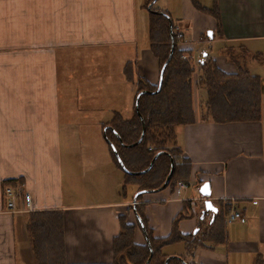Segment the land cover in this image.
Masks as SVG:
<instances>
[{"label": "crops", "instance_id": "1", "mask_svg": "<svg viewBox=\"0 0 264 264\" xmlns=\"http://www.w3.org/2000/svg\"><path fill=\"white\" fill-rule=\"evenodd\" d=\"M145 1L0 0V264H37L27 232L34 211L62 213L68 264H111L113 239L121 231L119 215L136 222L134 210L128 209L137 203L136 188L122 194L124 172L113 158L103 126L116 112L125 118L134 114L137 84L126 77L128 62L133 64L135 80L150 85L159 82L160 62L140 21L139 8ZM214 2L219 22L193 4L213 28L209 44H221L215 48L205 44L202 55L206 50L222 70L234 74L237 66L226 57L230 51L248 52L245 61L241 58L243 65L248 57L264 53V0H211L203 6ZM174 24L182 26L180 21ZM91 50L121 55L123 63L117 91L124 94L126 107H110L107 111L112 116L93 125L95 144L83 154L85 167L102 169L110 179L112 185L102 192L111 197L103 201L89 199L82 186V175L91 171L82 169L73 141L83 125L69 119L77 112L70 107L73 72L83 70L81 56ZM254 60L264 65V59ZM246 68L263 83L261 119L227 123L206 119L207 91L196 81L197 70L193 77L195 121L179 127L176 134L178 146L191 160L189 186L182 193L177 186L149 191L138 201L156 238L169 236L176 220L182 234L202 237L216 214L204 210L200 186L205 182L218 209L220 203H230L241 211L242 217L234 222L225 217V242L205 240L192 253L184 242L163 248L165 254L184 256L191 264H256L259 255L264 259V74ZM9 179L18 181L13 187L15 211L7 210L2 189V182ZM74 198L85 201L73 202ZM134 239L146 243L141 226L136 225Z\"/></svg>", "mask_w": 264, "mask_h": 264}, {"label": "trees", "instance_id": "2", "mask_svg": "<svg viewBox=\"0 0 264 264\" xmlns=\"http://www.w3.org/2000/svg\"><path fill=\"white\" fill-rule=\"evenodd\" d=\"M153 0H146L145 6L150 12L149 42L150 49L159 59L160 71L167 61L171 48L169 12L149 8ZM194 6L220 21L219 9L216 2L211 7L201 5L197 0H192ZM173 31L175 24L173 20ZM231 50V49H229ZM231 59L237 66L234 74L222 70L215 59L208 54L202 55L199 67L201 76L200 86L207 91V100L204 103L205 118H211L216 123L259 121L262 117V90L263 83L259 76L252 75L241 62L245 61L248 52L241 53L242 61L231 53ZM254 59H264V53H256ZM133 64L128 62L125 74L129 81L137 84L136 99L138 110L132 117L125 118L116 112L112 120L104 124L106 139L112 151L117 166L124 172L122 194L126 195L127 187L136 188L135 193L141 190L160 189L171 169V158L175 167L167 187L174 190L179 181L188 182L191 176V160L184 156V152L177 144V129L194 123L195 111L193 106V77L197 71L191 47H181L174 35V51L167 63L161 88L156 93H142L144 90L156 91L157 85H150L143 79L135 80L132 75ZM145 123V134H142V119ZM112 127V129L110 128ZM112 145L126 169L140 172L148 168L154 156L162 152L155 160L152 168L141 174H130L123 170L113 152ZM19 181H21L19 179ZM7 186L17 187L15 179L2 182L3 192ZM143 194H139L136 204L128 209L134 210L136 222H130L126 215L120 214V234L113 239L114 261L111 264H145L150 257V249L146 240L145 244L135 242L136 225L140 227L137 214L142 218L153 255L148 264H165L169 255L163 252L166 245L184 242L188 252L192 253L203 241L225 242V217L232 208L231 204L220 203L218 212L214 215L212 223L204 230L202 237L184 235L178 230L175 221L172 233L164 238H156L149 227L145 217L143 204H139ZM27 232L37 264H68L65 259L64 222L63 215L57 210L34 211L30 213ZM191 264L184 256H172L168 264ZM256 264H264L262 256H258Z\"/></svg>", "mask_w": 264, "mask_h": 264}, {"label": "rangeland", "instance_id": "3", "mask_svg": "<svg viewBox=\"0 0 264 264\" xmlns=\"http://www.w3.org/2000/svg\"><path fill=\"white\" fill-rule=\"evenodd\" d=\"M197 1L201 5H209L211 0ZM145 3L143 7L139 8V10L141 18L140 21L143 25L144 37L145 39H147V35L149 32L150 12L146 8ZM152 7L159 10H168L176 24L179 21L182 23V26H175V32L182 33L181 37H177L179 45L181 47H194L195 51L197 52V56L194 57V59L198 68V75L196 77V81L199 83V78L201 76V71L199 70V62L202 57L201 47L203 48L205 44H209L211 42L207 34L209 31H213V28L210 27L208 21L205 20L204 14L199 13V10H197L193 6L190 0H157ZM175 32L174 35L176 34ZM211 45L215 48L221 44L219 42H213L211 43ZM211 45L209 44V46ZM89 52L91 54H89ZM89 52L88 54L81 56L83 58V70H74L73 72L74 81L72 93L74 94V102L70 105V107L73 106V109L78 113L74 112V114H71L69 118L72 122L77 124L81 123L80 125H83L82 127L79 125L80 127L77 129L78 134H74L75 136L73 141L74 149L78 150V153L75 155H80L82 157V164L86 163L84 161L85 157L83 158V154H86L87 149L91 144H95L96 134L94 131L96 130H94L93 125L97 123L98 120H106L112 116V114L107 111L110 107L114 105H118L120 109H124V107H126L125 100L122 97V95L124 94L121 92L120 95V93H118L119 91H117L120 86V84L118 83V79L121 77V69L123 65L122 56L118 54H104L103 50H101V54L99 50H91ZM240 52L241 51H238L237 49L231 51L233 55H235L241 60L242 52ZM84 57L86 59H84ZM226 57L230 59L231 54L228 53ZM77 60L78 62H81V59L78 58ZM87 62L90 64L89 68L86 67L85 63ZM245 65L251 69L252 73L256 72V74H264V65H260L251 56L248 57ZM257 68L259 69L256 70ZM78 76L87 77V80L84 78L82 81ZM121 91H123L122 86ZM116 93L117 96L114 100L112 97ZM82 95H84L86 98L84 99L85 102L82 99ZM67 107H69V105H67ZM83 165L84 166H81L83 170L84 168L86 171L92 170L91 168L85 167V164ZM81 178L82 181H84L82 182V186L87 189L90 194L89 199H91L92 201H103V199H108L111 197L105 195L102 192L103 188H107L111 184L110 179L107 178V175L105 174L104 170L95 169L90 173H87V175H82ZM131 188L132 185L128 186L127 191H130ZM106 196L108 198H106ZM81 200L85 201V199L76 198H74L72 201L81 202Z\"/></svg>", "mask_w": 264, "mask_h": 264}, {"label": "water", "instance_id": "4", "mask_svg": "<svg viewBox=\"0 0 264 264\" xmlns=\"http://www.w3.org/2000/svg\"><path fill=\"white\" fill-rule=\"evenodd\" d=\"M156 1H157V0H153L152 3L149 5V8H151V7L153 6V4H154ZM169 27H170V35H171V38H172V48H171V52H170V55H169L167 61L163 64L162 69H161V71H160V78H159L158 88H157V90L154 91V92L149 91V90H144V91H142L140 94H142V93H156V92H158V91L160 90V88H161L162 78H163V74H164L165 67H166L167 63L170 61V59H171V57H172V54H173V51H174V31H173V23H172L171 20H170V26H169ZM207 36H208L209 38H213V31H209L208 34H207ZM206 55H207V51L205 50V51L203 52V56L205 57ZM138 99H139V95L137 96L136 104H135L137 112H139V110H138ZM141 119H142V134H141V137H140V139H139L138 142H140V141L143 139L144 134H145V130H146V128H145V123H144V120H143L142 116H141ZM110 128L112 129V127H110ZM105 132H106V129L104 130V136H105V138H106V133H105ZM106 140H107V139H106ZM112 149H113V152H114V154L116 155L118 161H119L120 164L122 165L123 170H124L125 172H127V173H130V174H141V173H145V172L149 171V170L152 168V166H153L155 160L157 159V157L162 153V152L157 153V154L154 156V158H153V160L151 161V163H150V165L148 166V168H146L145 170L140 171V172H132V171H129V170L126 169V167H125V165L123 164V162H122V160H121V158H120V156H119V154H118V151H117V149H116V147H115L114 145H112ZM174 167H175V163H174L173 158H171V169H170V172H169V174H168V176H167V178H166V180H165L163 186H162L160 189L167 187V185L169 184L170 178H171V176L173 175V172H174ZM149 191H150V190H141V191L137 192V193L135 194V196H134V202H136L137 197H138L139 194H143V193H146V192H149ZM200 194L202 195V198L204 199V210H205V211H208V212H214V213H217V212H218V207H216V206L213 204L212 200H210L211 190H210V185H209L208 182H205V183H203V184L200 186ZM137 218H138V221H139V223H140L141 228H142L143 231H144L145 238H146V240H147V242H148L149 249H150V257L148 258V260H147L146 263H145V264H148L149 261H150V259H151V257H152V255H153V249H152V247H151V245H150V241H149L148 235H147V233H146V229H145L144 223H143V221H142V218H141L138 214H137ZM171 257H172V256H170V257H168V258L166 259L165 264H168V261L170 260ZM185 264H187V263H185Z\"/></svg>", "mask_w": 264, "mask_h": 264}, {"label": "built area", "instance_id": "5", "mask_svg": "<svg viewBox=\"0 0 264 264\" xmlns=\"http://www.w3.org/2000/svg\"><path fill=\"white\" fill-rule=\"evenodd\" d=\"M176 36L179 38L182 36V33L179 32H175ZM188 183L185 181H179L177 183V190L178 192L182 193L183 191H185L188 188ZM4 195H5V199H6V206H7V210L8 211H15L16 210V192L15 189L11 186H7L4 190ZM25 201L27 204V207L30 208V196L26 195L25 196ZM242 217V213L241 211L235 209V208H231L229 213L227 214V221L228 222H234L235 220L239 219Z\"/></svg>", "mask_w": 264, "mask_h": 264}]
</instances>
